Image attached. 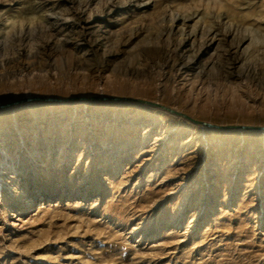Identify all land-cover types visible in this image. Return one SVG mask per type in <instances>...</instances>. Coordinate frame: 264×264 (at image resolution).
I'll use <instances>...</instances> for the list:
<instances>
[{"label": "rangeland", "instance_id": "374dc122", "mask_svg": "<svg viewBox=\"0 0 264 264\" xmlns=\"http://www.w3.org/2000/svg\"><path fill=\"white\" fill-rule=\"evenodd\" d=\"M239 125L264 0H0V264H264Z\"/></svg>", "mask_w": 264, "mask_h": 264}, {"label": "water", "instance_id": "95a60500", "mask_svg": "<svg viewBox=\"0 0 264 264\" xmlns=\"http://www.w3.org/2000/svg\"><path fill=\"white\" fill-rule=\"evenodd\" d=\"M49 98H46L44 100H47ZM27 100H30L29 98H26L24 99V101H27ZM183 117H185L186 119L192 121V122H195V123H201V124H204L206 126H209V127H214V128H217L216 125H213V124H210V123H207V122H203V121H197V120H194L192 118H189L188 116L184 115V114H181ZM237 128H240V129H250V130H256L258 129V126H249V125H239V126H235Z\"/></svg>", "mask_w": 264, "mask_h": 264}, {"label": "bare ground", "instance_id": "6f19581e", "mask_svg": "<svg viewBox=\"0 0 264 264\" xmlns=\"http://www.w3.org/2000/svg\"><path fill=\"white\" fill-rule=\"evenodd\" d=\"M177 19V18H176ZM176 26V25H175ZM181 27V26H180ZM188 33V32H187ZM181 34L183 35L184 33L181 32ZM213 38V37H212ZM184 43H189V35H183L179 42H178V46L181 47V46H185L186 44ZM186 48V47H185ZM181 68H183L184 70H186L187 68L183 66H181ZM188 71V70H187ZM253 131V130H252ZM254 131H264V125H259L258 126V129L254 130Z\"/></svg>", "mask_w": 264, "mask_h": 264}]
</instances>
